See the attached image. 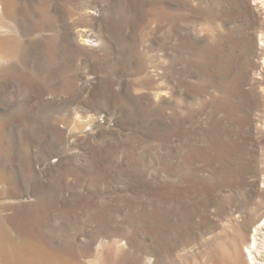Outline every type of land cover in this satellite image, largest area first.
Listing matches in <instances>:
<instances>
[{"label": "rangeland", "instance_id": "rangeland-1", "mask_svg": "<svg viewBox=\"0 0 264 264\" xmlns=\"http://www.w3.org/2000/svg\"><path fill=\"white\" fill-rule=\"evenodd\" d=\"M263 222L264 0H0V264H243Z\"/></svg>", "mask_w": 264, "mask_h": 264}, {"label": "bare ground", "instance_id": "bare-ground-1", "mask_svg": "<svg viewBox=\"0 0 264 264\" xmlns=\"http://www.w3.org/2000/svg\"><path fill=\"white\" fill-rule=\"evenodd\" d=\"M251 239V248L248 250L247 256L244 255L243 264H264V222L253 231Z\"/></svg>", "mask_w": 264, "mask_h": 264}]
</instances>
